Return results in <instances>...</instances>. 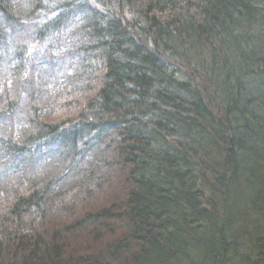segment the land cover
Segmentation results:
<instances>
[{
  "label": "trees",
  "instance_id": "1",
  "mask_svg": "<svg viewBox=\"0 0 264 264\" xmlns=\"http://www.w3.org/2000/svg\"><path fill=\"white\" fill-rule=\"evenodd\" d=\"M0 264H264V0H0Z\"/></svg>",
  "mask_w": 264,
  "mask_h": 264
},
{
  "label": "rangeland",
  "instance_id": "2",
  "mask_svg": "<svg viewBox=\"0 0 264 264\" xmlns=\"http://www.w3.org/2000/svg\"><path fill=\"white\" fill-rule=\"evenodd\" d=\"M81 165H83V163H82ZM64 180H68V179L65 177V179H64Z\"/></svg>",
  "mask_w": 264,
  "mask_h": 264
}]
</instances>
